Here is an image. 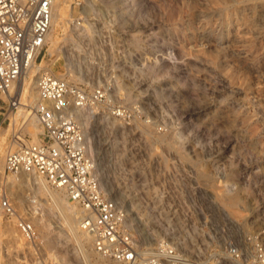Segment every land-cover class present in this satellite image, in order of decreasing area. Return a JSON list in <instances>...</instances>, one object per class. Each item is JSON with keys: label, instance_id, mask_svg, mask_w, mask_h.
Masks as SVG:
<instances>
[{"label": "rangeland", "instance_id": "rangeland-1", "mask_svg": "<svg viewBox=\"0 0 264 264\" xmlns=\"http://www.w3.org/2000/svg\"><path fill=\"white\" fill-rule=\"evenodd\" d=\"M87 1L68 7L69 29L84 19L92 26L80 48L61 34L60 51L48 53L46 43L38 63L88 92L107 89L87 105L92 159L104 192L126 208L138 248L149 253L165 239L182 255L178 264H264V0H94L90 14ZM67 48L80 51L75 74ZM19 122L14 129L29 133ZM10 128H1L0 188ZM35 187L23 190L27 209L40 199ZM223 189L239 204L227 206ZM0 219V264H59L39 230L28 242L1 210ZM93 256L87 264H102Z\"/></svg>", "mask_w": 264, "mask_h": 264}, {"label": "built area", "instance_id": "built-area-1", "mask_svg": "<svg viewBox=\"0 0 264 264\" xmlns=\"http://www.w3.org/2000/svg\"><path fill=\"white\" fill-rule=\"evenodd\" d=\"M53 3L54 0H0V93L9 92L39 65L51 28ZM37 87L39 100L34 110L43 127L38 142L32 141L28 133H22L20 127H13L8 112L16 108V96L6 100L0 97V129L5 124L11 127L5 171L34 172L53 187L63 189L84 210L83 228L92 236L94 249L102 256L125 264H178L182 255L168 240L158 241L149 253L138 248L135 236L124 227L128 217L126 208L101 188L95 163L86 152L82 127L67 114L72 106L104 101L107 89L99 87L88 92L52 70L38 73ZM114 110L118 116L126 115L120 107ZM0 202L7 216L18 218V226L27 240H37L29 219L20 215L3 188ZM233 252L237 254L235 249Z\"/></svg>", "mask_w": 264, "mask_h": 264}, {"label": "bare ground", "instance_id": "bare-ground-1", "mask_svg": "<svg viewBox=\"0 0 264 264\" xmlns=\"http://www.w3.org/2000/svg\"><path fill=\"white\" fill-rule=\"evenodd\" d=\"M70 3H71L70 0H54L51 28L46 36V43L49 44L48 53L50 54L53 51H57V52L60 51L61 48L58 43L59 42L58 37L61 34L64 36L66 35L65 38L69 37L75 39V42L78 44L77 47L80 48V43L82 42L80 41V39L90 35L92 31V26L89 22L86 21L87 19H84L83 22L75 23L74 27L72 29H69L68 27L69 25L67 24V21L69 19L68 7ZM82 8L87 14L96 12V10H98L94 0H88L87 4H85ZM66 51L68 53L66 58L71 59L69 60L68 63V69L69 71H72L73 74H75L74 72L75 64L73 62L77 60L78 63H80L79 62L80 60H78L80 57L78 53L80 54V51L76 52L75 50L73 49L69 50L68 48ZM47 69L49 68H45L44 66L42 67L41 65L33 67L28 73H26L17 83H15L10 88L9 92H4L0 94V96L4 100L8 99L11 95L16 96V99L18 100L17 106L16 108H13V110L9 111L8 115L10 114L9 116L12 118L13 125H17V123H20L19 120L24 122L25 124L24 129L26 132H29L30 135L33 136L34 142H38L41 140V134L43 132V127L40 126L41 124L39 123L34 110V106L39 100L37 76L39 72ZM61 75L64 76V74ZM72 78H74L73 75ZM90 108L93 107H89L87 105L82 107L72 106L68 109L67 114L72 118H74L80 124V126L81 125L83 126L82 130L86 138V152L88 153L89 156L92 157L93 146L90 140L91 137L89 136L88 133L90 129L89 126V118L91 114V111H89ZM108 120H109L108 122L111 123L112 127H117V130L127 129V127L123 123L117 122V119L115 117H108ZM144 128L146 130H149L146 127ZM6 130L7 129H0V155L2 152L1 150L2 146L6 139L5 137ZM4 161H5V157H4ZM4 172L7 173L5 171V168H4ZM96 175L98 177L101 188L104 189L107 186V181L106 182L104 181L105 179L101 177L100 173L96 172ZM4 180L6 181V184ZM31 182L36 185L35 189L37 194L39 193L40 199L38 200L34 198L35 200L34 199L31 200L29 205L31 207L30 209H27L25 206V198L23 195V190ZM2 183L3 186L1 188L5 189L4 185H7V189H9V192L14 196L17 203L15 202V200H12L9 197V194L6 191V195L8 196L9 200L12 201V203L15 204V206L17 204V206L21 208L22 211H24L25 215H23L17 209L20 212V215L22 217H26L27 219H29L28 221L32 224V227L34 228L36 234H37L36 229L39 230V232L41 233L42 237L45 240V244L47 248H49L51 251L52 249L55 248V251H53L55 255L53 256H57L58 258L57 260L59 264H76L77 262H79V260H84V262L86 261L87 264V262H90L93 259L94 257L93 255L95 254L99 255L98 258L96 257V261L101 262L102 264H125L118 262L116 260L106 258L94 249L93 238L83 228L82 225V217L84 215V210L76 202L71 201L63 189L56 187H52L53 189H51L47 185V181L43 177H41L40 175L34 172H25V171H19L15 173L9 172V174H6L5 177L3 178ZM230 189L227 190L223 189V193L220 195L222 197L223 202H225L227 206L232 208L240 201V196L236 192L234 193L230 192ZM42 196L51 197L52 203L43 201L44 199ZM37 204L40 207H38ZM0 208L2 214L5 216L6 219H8L9 221H15L16 230L19 232L21 236L26 238L18 226V218L14 216H7L2 209L1 202H0ZM53 218L59 219L58 221L60 223V229L57 232L55 231L53 232L51 229L52 227L50 221ZM12 236L15 237L14 235ZM69 236H72V238L75 241V244L70 247L69 246L66 247L65 245L66 241L63 240L64 238H68ZM15 240L16 242H19V240L21 241L19 237L17 239V236L15 237ZM28 242H33V241H28ZM144 250L146 251L147 249ZM145 251H143V253H147ZM71 259L77 262L75 263V261L73 262Z\"/></svg>", "mask_w": 264, "mask_h": 264}]
</instances>
